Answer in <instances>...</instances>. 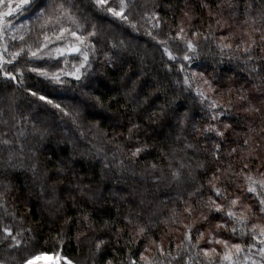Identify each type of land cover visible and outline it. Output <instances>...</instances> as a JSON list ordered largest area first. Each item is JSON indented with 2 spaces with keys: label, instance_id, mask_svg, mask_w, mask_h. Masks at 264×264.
<instances>
[{
  "label": "trees",
  "instance_id": "obj_1",
  "mask_svg": "<svg viewBox=\"0 0 264 264\" xmlns=\"http://www.w3.org/2000/svg\"><path fill=\"white\" fill-rule=\"evenodd\" d=\"M37 2L40 3L41 0ZM239 3L241 7L244 3H252L253 11L256 12L264 8L260 0H239ZM153 4L156 5L155 8ZM136 5L139 13L160 12L164 21L160 31L161 37L169 30L174 32L181 23L186 28L199 30L202 34H207L210 30L214 33V38L209 37L207 42L200 38L199 58L193 60L190 65L188 62L183 63L189 72L204 73L221 93L219 96L212 93L209 95L221 102L232 100V119L227 122L233 124V129L226 133L228 142L223 147L221 159L213 160L210 155L214 146L213 140L205 139L192 128V124L202 128L205 122L204 113L193 99L194 88L191 92L182 91V86L174 83L176 79H183V73L178 71L182 61H168L161 46L147 35L151 26L143 20L140 21L139 32H135L111 18L97 19L90 0H84L81 11L89 14L91 22L97 23L107 38L98 45L99 51L92 58L91 74L79 83L72 77H64L68 83L63 86L34 73H26L25 80L27 86L40 94L48 95L69 111L78 108L81 111L78 125L72 124L68 117L63 116L51 105L27 96L22 89L17 91L15 82H8L0 77V109H4V119L10 116L8 97L15 92L18 103L24 102L25 99L32 103L30 111L37 117L36 123L38 126L47 127L50 133L42 141L30 137L27 143L25 152L31 159L26 160V163L37 164L35 176L30 171L0 173V182L11 185L9 208L23 218L24 227L32 228L30 235L34 236V241L31 247L35 251L60 250L62 247L63 253L73 264H92L96 237L110 242L104 255L95 257L96 264H103V260L108 257L127 264L128 249L131 248L133 252L142 251L150 239L162 241L166 249L175 253L174 245L183 238L184 229L181 224L166 220L171 215V209L179 206L176 202L177 190L174 185H168L166 182L157 186L152 177L145 173V169L149 163L156 162L164 168L167 175V164L171 159L169 154L176 150L177 159L183 156L184 153L180 149L184 143L199 141V150L195 155L189 150L188 155L192 157L194 164L196 161L204 162L207 173L204 174L205 169H196L193 172L196 182L206 183L216 167H225L228 164L235 170H239L245 163L252 168L260 167L264 170V95L253 88L258 79L249 77L242 60L235 56L230 58L227 50L221 54L216 47L220 36L229 33L234 37L242 35V29L246 28L243 24L244 13L233 12L228 7L227 0H136ZM41 6L45 4L42 3ZM90 9L92 11H89ZM185 11L189 12L190 21L184 16ZM210 12L212 15H209ZM34 19V16L29 18L23 13L15 16L17 22L26 26ZM217 20L221 21L219 26ZM37 31L38 26L33 28L32 35L26 39L31 42ZM113 37L124 39L128 47L116 56L113 63L108 64L105 53L109 52ZM5 42H8L7 37ZM235 42L233 40V43ZM18 43L19 41H11L9 51L14 50L13 46ZM257 43L260 44L258 36ZM173 50L182 56V46L176 49L173 45ZM255 54L264 55L259 48ZM169 63L172 65L171 71L166 67ZM63 66L61 60L58 67ZM51 70L55 71V68ZM196 79L199 81V76ZM131 81H137V92L125 95L131 88ZM156 83L164 85L163 91L151 97L149 105L137 107V100L143 99V96L137 93L153 91L152 85ZM85 85L88 87H84ZM201 86L206 87L202 84ZM241 86L247 90L251 102L261 108V113H245L243 108L247 104L236 99L235 91L231 96L228 94V87L237 89ZM82 92L99 95L105 108L101 110L98 106H90L91 101L86 102ZM113 97L116 99L109 108V101ZM169 101H174L168 105L170 112L176 110L182 114L188 111L193 117L184 125L183 130L176 126L175 121L166 119L162 124L150 125L146 119L145 107L151 106L152 110L158 111L156 106L168 104ZM97 121L99 127L95 126ZM132 123L142 126L138 138L150 146V152L142 154L137 162L127 159L128 149L136 145L135 140L129 142L126 139L127 127ZM2 127L3 125H0V128ZM249 127L254 131L248 132ZM249 137L253 150L252 159H247L248 150L243 145L244 139ZM215 141L219 142V138H215ZM118 145L124 149L123 154L117 150ZM231 148H237V152L228 156ZM121 160L127 165L124 169L120 167ZM78 185L87 186V195L81 194ZM231 191H236L235 184ZM162 201L164 203H161ZM244 203L252 204L256 215H259L255 201L245 200ZM82 211L91 214V222L94 225L92 230L85 224L64 225V218L72 217L76 220ZM129 214L134 218L141 217V223L149 224L151 231L147 238H137L140 243L133 241L125 245V241L129 240L127 233L131 231L125 221ZM104 221H112L111 228L106 226ZM184 223H191V220L185 219ZM215 224L216 220L212 219L210 224L201 225L198 222L197 227L205 231L207 236V230L214 229ZM121 228L125 231L117 238L116 231ZM61 231L66 234L62 246L57 245L54 239L56 233ZM225 238H228L226 234ZM201 243L203 244V241ZM113 248L117 251L113 252ZM146 254H155V248L153 247L152 253ZM24 255V251L0 246V259H3L5 264H14L13 257L19 259Z\"/></svg>",
  "mask_w": 264,
  "mask_h": 264
},
{
  "label": "snow or ice",
  "instance_id": "obj_2",
  "mask_svg": "<svg viewBox=\"0 0 264 264\" xmlns=\"http://www.w3.org/2000/svg\"><path fill=\"white\" fill-rule=\"evenodd\" d=\"M227 2L233 12L244 13L243 24L246 28L242 29L240 37H234L232 33L220 36L216 47L221 54L227 50L230 58L235 56L238 60H242L249 77L258 79V83L253 84V88L264 95V55L255 54L258 48L264 53V8L256 12L253 11L252 3H244L241 7L239 0H227ZM42 3L45 6H41ZM83 3L84 0H41L40 3L37 0H0V77L5 81L15 82L17 91L22 89L27 96L38 98L39 101L51 105L63 116L68 117L74 125H78L81 119V111L78 108L69 111L48 95L40 94L34 88L27 86L25 80L26 73H34L63 86L68 83L64 77H72L78 83L88 78L91 74L92 58L99 51L98 45L107 38L104 37L100 26L91 22L89 14L81 11ZM260 3L264 5V0H260ZM90 4L95 10L93 14L97 19L111 18L135 32H139L140 21L143 20L151 26L147 35L161 46L168 61H182L179 63L178 71L183 73V79H176L174 83L181 85L182 91L191 92L194 88L193 99L204 113L205 122L202 128L192 124L193 131L200 133L205 139L213 140L214 146L210 155L213 160L219 161L223 147L228 142L226 133L233 129V124L227 122L232 119L233 102L231 99L221 102L213 95H209L212 93L219 96L221 93L213 86L212 81L204 76V73L189 72L186 70V64L183 63L188 62L190 65L193 60L199 58L200 38L207 42L209 37L214 38V33L210 30L207 34H202L199 30L186 28L181 23L174 32L169 30L161 37L160 31L164 21L160 12L139 13L136 0H90ZM155 7L156 5L153 4V8ZM21 13L29 18L34 16L35 19L26 26L15 20V16ZM209 15L212 13L210 12ZM184 16L191 20L188 11L184 12ZM216 23L219 26L221 21L217 20ZM36 26L38 31L29 42L26 37L32 35ZM209 28L211 29V26ZM6 37L8 42H5ZM233 40L236 42L233 43ZM11 41H19V43L13 46L14 50L9 51ZM173 45L176 49L182 46V56L173 50ZM127 47L124 39L111 38L109 52L112 54L105 53L106 63H113L116 56ZM61 60L64 66L58 67ZM53 61L54 64L51 63ZM166 67L169 71L172 70L170 63ZM52 68H55V71H52ZM197 76L200 78L199 81L196 79ZM201 84L206 87H201ZM137 86V81H131V88L125 95L136 93ZM152 87L151 92L137 93L143 96L142 100H137V107L149 105L150 98L157 96L164 89V85L159 83ZM233 91L238 101L247 104L243 108L245 113L249 115L261 113V108L251 102L243 86L237 89L227 88L230 96ZM82 94L86 97V102L91 101L90 106H98L101 110L105 108L104 101L99 95L88 92ZM115 99L113 97L109 101V108ZM172 103L174 101L156 106L158 111L152 110L151 106L145 107L144 112L150 125L162 124L167 119L175 121L176 126L183 130L184 125L193 117L188 111L182 114L176 110L170 112L168 105ZM8 109L10 110L8 119H4V109H0V125H3L0 128V173L30 171L35 176L37 164L26 163L31 157L27 156L25 149L30 137L42 141L49 136V129L38 126L37 117L30 111L32 103L27 99L18 103L15 92L8 97ZM95 126L99 127L98 121ZM141 131L142 126L138 123H132L127 127L126 139L129 142L136 141V145L129 148L127 154V159L133 162H137L142 154L150 152V146L138 138V133ZM253 131V128H248V132ZM215 138H219V142H216ZM250 140L251 137L243 141L244 147L248 150L247 159H252L253 150ZM198 144L199 141L184 143L183 148L180 149L184 155L179 156L178 159L176 150H173L169 154L171 159L167 164V175L164 168L156 162L149 163L145 169V173L152 177L157 186L166 182L168 185H174L177 190L176 202L179 206L171 209V215L166 220V222L179 223L184 229L183 238L174 245L175 253L166 249L162 241L150 239L142 251L133 252L131 248L128 249L127 264H264V222H261L264 221V170L260 167L252 168L247 163L239 170H235L231 164H228L225 167H216L206 183L196 182L193 176L196 169H205L204 174L207 173L204 162L196 161L194 164L192 157L188 155L189 150L195 155L199 150ZM117 150L121 154L124 153V149L119 145ZM100 151L102 149L98 150L97 154ZM236 152L237 148H231L227 155L232 156ZM120 167L121 169L127 167L123 160L120 161ZM233 184L236 186L235 192L231 191ZM10 187V183L0 182V246L26 253L19 259L13 257L14 264H34L38 260H43L44 264H73V261L63 253L62 247L60 250L47 251H35L31 247L34 241V236L30 235L32 228L24 227L23 218L9 208ZM77 187L80 188L82 195H87L85 191L87 186ZM245 200L255 201L258 216L252 204L244 203ZM141 219V217L134 218L131 214L125 217L126 226L131 228L127 233L129 240L125 241V245L133 241L140 243L138 237L147 238L151 228L149 224L141 223ZM185 219L191 220V223H184ZM212 219L216 220L215 228H209L206 236L205 231L197 227V223L210 224ZM74 223L85 224L89 230L94 227L91 214L83 211L76 220L72 217L64 218V225ZM104 223L111 228L113 222L104 221ZM124 231V228L118 229L117 238ZM225 234L228 238H225ZM65 235L63 231L57 232L55 243L62 246ZM109 243L104 238H95L92 264H96L97 255L101 257L104 255ZM169 244L171 245V241ZM153 247L155 254H146L152 253ZM112 251L116 252L117 249L113 248ZM0 264H5V261L0 259ZM103 264H124V261L108 257L103 260Z\"/></svg>",
  "mask_w": 264,
  "mask_h": 264
},
{
  "label": "rangeland",
  "instance_id": "obj_3",
  "mask_svg": "<svg viewBox=\"0 0 264 264\" xmlns=\"http://www.w3.org/2000/svg\"><path fill=\"white\" fill-rule=\"evenodd\" d=\"M261 222H264V221H261ZM34 264H44V261L43 260H38V261L34 262Z\"/></svg>",
  "mask_w": 264,
  "mask_h": 264
}]
</instances>
